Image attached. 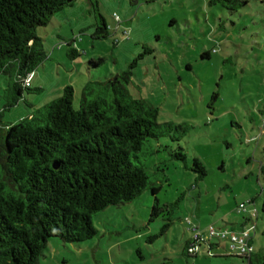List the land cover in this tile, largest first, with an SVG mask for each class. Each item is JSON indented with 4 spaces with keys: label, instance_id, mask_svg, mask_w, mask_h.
Segmentation results:
<instances>
[{
    "label": "rangeland",
    "instance_id": "rangeland-1",
    "mask_svg": "<svg viewBox=\"0 0 264 264\" xmlns=\"http://www.w3.org/2000/svg\"><path fill=\"white\" fill-rule=\"evenodd\" d=\"M209 1L74 0L36 28L45 57L11 107L0 73V125L43 110L68 84L78 108L87 83L117 76L124 82L126 73L130 95L156 105L159 122L185 128L148 138L139 152L156 195L147 188L93 213L97 234L90 239L50 238L38 264L242 263L234 253H205L209 243L219 250L229 243L210 236V224L240 231L247 215L237 211L241 203L246 212L257 210L245 227L254 225L252 246L264 250V2L249 0L230 12ZM102 19L108 31L99 36ZM179 146L184 159L171 155ZM195 234L201 241L191 256L183 247Z\"/></svg>",
    "mask_w": 264,
    "mask_h": 264
},
{
    "label": "trees",
    "instance_id": "trees-1",
    "mask_svg": "<svg viewBox=\"0 0 264 264\" xmlns=\"http://www.w3.org/2000/svg\"><path fill=\"white\" fill-rule=\"evenodd\" d=\"M73 2L0 0V73L7 75L10 92L6 107L22 98L31 86L24 83L25 77L45 57L36 28ZM209 2L235 12L249 0ZM107 31L102 19L95 34ZM122 78L124 82L117 76L87 83L78 108L73 106L72 85H65L43 110L0 125V264H38L50 238L70 243L90 239L97 234L93 213L128 203L147 188L153 195L158 192L139 152L148 138L185 128L159 122L158 107L130 95L128 74ZM179 149L171 155L184 159ZM193 164L205 173L198 159ZM261 209L264 212V198ZM160 210L154 196L150 214L156 216ZM189 243L183 249L186 254ZM238 256L243 264H264V250L253 247L248 256Z\"/></svg>",
    "mask_w": 264,
    "mask_h": 264
},
{
    "label": "built area",
    "instance_id": "built-area-1",
    "mask_svg": "<svg viewBox=\"0 0 264 264\" xmlns=\"http://www.w3.org/2000/svg\"><path fill=\"white\" fill-rule=\"evenodd\" d=\"M33 71L27 74L24 79V83L26 85L29 84ZM238 212H245L247 213V217L250 220H253L254 217L257 215V210L254 209L252 212H246L245 205L241 203L237 206ZM252 222V221H248ZM252 227H244L239 232H232L228 233L226 230H218L212 224L208 226V232L210 236L217 237L219 239H228V244L226 245V252L227 253H234L238 255L248 256L250 252L253 250L252 245L250 244V229ZM201 237L197 234L194 235V238L190 240V243L187 247V252L190 255H196L200 246ZM209 248V247H208ZM213 255V252L210 250L207 251V254Z\"/></svg>",
    "mask_w": 264,
    "mask_h": 264
},
{
    "label": "crops",
    "instance_id": "crops-1",
    "mask_svg": "<svg viewBox=\"0 0 264 264\" xmlns=\"http://www.w3.org/2000/svg\"><path fill=\"white\" fill-rule=\"evenodd\" d=\"M30 83H31V80H30ZM246 223H248V221H246L245 220V218H244V220H243V223H242V225L240 226V229L239 230H241L242 228H244L245 227V225H246ZM251 238H252V236H251V231H250V242H251V245H252V241H251ZM217 246H219L218 244H216ZM216 245H213L212 247L210 246H208L209 248H206V254H207V251L209 250H211L212 252H213V254H221V255H226V250L225 249H223V250H219V249H216ZM184 246H185V244H184ZM183 249H184V247H183ZM197 255V254H196ZM208 255H209V252H208ZM236 264H243V263H240V262H237Z\"/></svg>",
    "mask_w": 264,
    "mask_h": 264
}]
</instances>
